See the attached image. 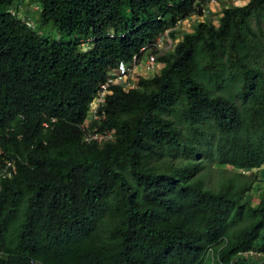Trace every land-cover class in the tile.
<instances>
[{"label":"trees","instance_id":"16d2710c","mask_svg":"<svg viewBox=\"0 0 264 264\" xmlns=\"http://www.w3.org/2000/svg\"><path fill=\"white\" fill-rule=\"evenodd\" d=\"M208 2L0 0V264H264L236 257L264 247L260 174L241 172L264 165V0L170 30L159 72L111 89L115 138L84 141L109 71Z\"/></svg>","mask_w":264,"mask_h":264},{"label":"built area","instance_id":"2783aa9c","mask_svg":"<svg viewBox=\"0 0 264 264\" xmlns=\"http://www.w3.org/2000/svg\"><path fill=\"white\" fill-rule=\"evenodd\" d=\"M218 4V0H210L208 5L202 8L200 16H192L185 21L178 20L171 29L183 28V25L203 20L210 17L213 7ZM169 43V48L164 47V43ZM172 39L169 36V30L160 36L154 43L143 45L139 54L133 55L131 61L121 63L118 67L109 71L106 79L99 84L98 89L88 106L87 117L84 122V141L87 143L96 142L102 144L113 140L114 131L108 128H101V122L106 118L105 106L107 97L111 93L113 87H120L125 91L139 88V80L141 77H150L157 73L161 64L157 61V56L167 50H173ZM51 122H55V118H50ZM97 122L96 126H93ZM42 126L47 128L49 122L43 121ZM264 169V168H263ZM16 172V165L13 159L5 155L0 149V180L10 178ZM244 174H250L251 171L243 170ZM258 192H264V179L258 182ZM237 258L244 259L254 263L264 262V247H254L248 250L239 251Z\"/></svg>","mask_w":264,"mask_h":264},{"label":"rangeland","instance_id":"374dc122","mask_svg":"<svg viewBox=\"0 0 264 264\" xmlns=\"http://www.w3.org/2000/svg\"><path fill=\"white\" fill-rule=\"evenodd\" d=\"M221 1L222 2H220V1L218 2V4H219L218 6L219 7L216 6V9H214L215 13H212L213 14V20H214V22L216 24L218 22L221 9H223L228 4V2H231L232 4H235V5H243L248 0H221ZM35 11H36V6L35 5H32L30 3H26L25 5L20 7V9H19V11L17 13H18V16L21 17V18L32 20L34 25L37 27V25H39V23H38V15L33 16ZM189 30H191V29L187 28V26L184 28V31H189ZM40 34L43 35V36H47V37H49L51 39H54V40H60L61 39V40H64V41H68L70 39L68 36H63L62 37L61 35H59L57 33V31L51 26L43 27L41 29ZM175 43H176L175 40H173L171 46L174 47ZM83 47H86V45H84ZM164 47L168 49L169 48V43L165 42L164 43ZM233 171H235V170L234 169H230V168H227V171H225V172H220L219 170L215 169L214 171L210 172L209 177L207 179L209 185L215 186V184L220 179L223 178V175H229ZM253 193L254 194H252V196H254L255 202H257L258 199H256V198H258L259 194H258V192H256V193L253 192Z\"/></svg>","mask_w":264,"mask_h":264},{"label":"clouds","instance_id":"9594fccd","mask_svg":"<svg viewBox=\"0 0 264 264\" xmlns=\"http://www.w3.org/2000/svg\"><path fill=\"white\" fill-rule=\"evenodd\" d=\"M210 1V0H209ZM220 0H218V2H219ZM247 2V1H246ZM245 2V3H246ZM209 3V2H208ZM208 5V4H207ZM217 5H219V4H217ZM36 9H37V7H36ZM222 10V9H221ZM212 13H215V10L213 9V12ZM219 15V14H218ZM220 16V15H219ZM212 19H213V14L210 16ZM187 20V19H186ZM198 21V20H197ZM197 21H195V22H197ZM214 21V20H213ZM25 22H26V24L28 25V26H30V27H32V28H35L36 26L34 25V23L31 21V20H29V19H25ZM195 22H193V23H191L190 25H183V28H181V29H183L184 30V28L187 26V28H189V29H192V27H193V25L195 24ZM175 26V25H174ZM173 28V27H172ZM171 28V29H172ZM171 29H168L169 31L171 30ZM190 31V30H189ZM172 41H173V39H172ZM177 41V40H176ZM85 43V44H84ZM84 45H86V47H83ZM82 47H83V49H86L87 47H88V45H87V42H85V41H83L82 42ZM165 52V51H164ZM122 63H125V62H122ZM121 64V63H120ZM119 66V65H118ZM117 66V67H118ZM160 70V69H159ZM159 72V71H158ZM157 72V73H158ZM154 75V74H153ZM152 75V76H153ZM151 77V76H150ZM0 149H1V147H0ZM3 150V149H2ZM4 151V150H3ZM5 152V151H4ZM264 165L262 166V167H260V169H255V170H249V171H251V173L252 172H258L259 174H260V177H259V180H257L255 183H254V185H253V187H252V190L249 192V194L250 195H252V194H254L253 192H258V182L260 181V180H262V179H264ZM243 170H241V172H242ZM243 173V172H242ZM247 175V174H246ZM249 175V174H248ZM257 187V188H256ZM252 192V193H251ZM261 193H264V192H258V194H261ZM254 197V196H253Z\"/></svg>","mask_w":264,"mask_h":264},{"label":"crops","instance_id":"0c3cea01","mask_svg":"<svg viewBox=\"0 0 264 264\" xmlns=\"http://www.w3.org/2000/svg\"><path fill=\"white\" fill-rule=\"evenodd\" d=\"M220 2H222V1L220 0ZM216 6H218V5H216ZM216 6H214L213 9H216ZM218 7H219V6H218Z\"/></svg>","mask_w":264,"mask_h":264}]
</instances>
